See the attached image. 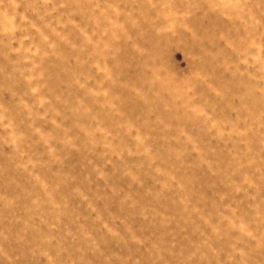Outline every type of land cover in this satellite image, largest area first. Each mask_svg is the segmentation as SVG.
I'll return each mask as SVG.
<instances>
[{"label": "rangeland", "instance_id": "374dc122", "mask_svg": "<svg viewBox=\"0 0 264 264\" xmlns=\"http://www.w3.org/2000/svg\"><path fill=\"white\" fill-rule=\"evenodd\" d=\"M0 264H264V0H0Z\"/></svg>", "mask_w": 264, "mask_h": 264}]
</instances>
